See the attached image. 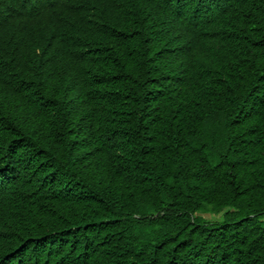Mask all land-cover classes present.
<instances>
[{"label": "trees", "instance_id": "obj_1", "mask_svg": "<svg viewBox=\"0 0 264 264\" xmlns=\"http://www.w3.org/2000/svg\"><path fill=\"white\" fill-rule=\"evenodd\" d=\"M0 264H264V0H0Z\"/></svg>", "mask_w": 264, "mask_h": 264}, {"label": "rangeland", "instance_id": "obj_2", "mask_svg": "<svg viewBox=\"0 0 264 264\" xmlns=\"http://www.w3.org/2000/svg\"><path fill=\"white\" fill-rule=\"evenodd\" d=\"M220 216V215H219ZM219 216H217V217H219ZM207 217H210V216H207Z\"/></svg>", "mask_w": 264, "mask_h": 264}]
</instances>
